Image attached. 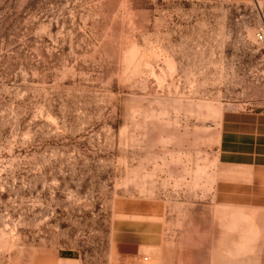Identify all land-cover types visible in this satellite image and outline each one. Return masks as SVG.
Returning a JSON list of instances; mask_svg holds the SVG:
<instances>
[{
	"label": "rangeland",
	"instance_id": "rangeland-1",
	"mask_svg": "<svg viewBox=\"0 0 264 264\" xmlns=\"http://www.w3.org/2000/svg\"><path fill=\"white\" fill-rule=\"evenodd\" d=\"M260 34L264 0H0V264H264Z\"/></svg>",
	"mask_w": 264,
	"mask_h": 264
},
{
	"label": "built area",
	"instance_id": "built-area-1",
	"mask_svg": "<svg viewBox=\"0 0 264 264\" xmlns=\"http://www.w3.org/2000/svg\"><path fill=\"white\" fill-rule=\"evenodd\" d=\"M258 40H259L261 43L264 44V34H260V35L258 36Z\"/></svg>",
	"mask_w": 264,
	"mask_h": 264
},
{
	"label": "crops",
	"instance_id": "crops-1",
	"mask_svg": "<svg viewBox=\"0 0 264 264\" xmlns=\"http://www.w3.org/2000/svg\"><path fill=\"white\" fill-rule=\"evenodd\" d=\"M60 261H70V262H74L76 260L70 259V258H60Z\"/></svg>",
	"mask_w": 264,
	"mask_h": 264
}]
</instances>
